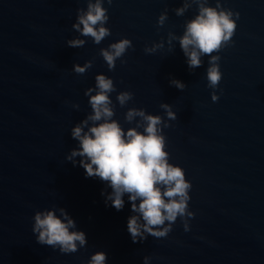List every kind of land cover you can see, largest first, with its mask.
Wrapping results in <instances>:
<instances>
[{
	"label": "water",
	"instance_id": "1",
	"mask_svg": "<svg viewBox=\"0 0 264 264\" xmlns=\"http://www.w3.org/2000/svg\"><path fill=\"white\" fill-rule=\"evenodd\" d=\"M221 3L240 18L234 45L218 53L223 78L213 90L209 57L191 70L179 42L175 51L167 44L169 32L182 35L198 14L196 5L177 16L183 0L105 2L112 35L99 45L80 37L85 46L72 48L67 40L80 35L72 26L86 0H0V264H87L98 251L107 254V264H144L146 256L150 264H264V0ZM166 9L169 19L158 27ZM122 38L132 40L134 50L109 71L100 49ZM162 38L164 48L144 52ZM89 60L93 67L84 75L73 71ZM98 74L114 79V119L125 131L135 126L125 121L129 108L167 119L160 107L167 103L177 113L164 134L170 163L192 183L190 231L178 218L167 237L133 242L128 196L117 211L101 194L111 188L67 161L78 146L71 129L92 111L85 91ZM173 78L187 87L170 85ZM121 91L134 93L123 108L116 100ZM53 207L65 208L74 230L86 233L85 247L62 254L37 242L34 215Z\"/></svg>",
	"mask_w": 264,
	"mask_h": 264
},
{
	"label": "clouds",
	"instance_id": "2",
	"mask_svg": "<svg viewBox=\"0 0 264 264\" xmlns=\"http://www.w3.org/2000/svg\"><path fill=\"white\" fill-rule=\"evenodd\" d=\"M86 2L87 8L77 10V19L72 26L80 35L67 40L69 47L85 46L86 39L80 37L91 38L99 45L112 35L111 29L106 27L110 17L104 4L107 2L111 5L113 0ZM193 5L197 6L198 14L185 22L182 35L169 32L167 44L169 51H175L173 42H179L191 70L202 67V58L209 57L208 87L215 90L223 78L221 56L218 53L234 45L233 37L240 13L223 7L221 0H216L215 6H210V0H183V6L174 9L175 14L184 16ZM168 19L166 9L158 18V27H163ZM164 47L162 38L159 43L146 46L144 52L152 54ZM130 48L134 50L132 40L122 38L101 48L99 55L109 71H114L118 59L126 63L122 58ZM92 67L93 61L89 60L83 66L75 64L73 71L84 75ZM170 85L181 91L187 87L175 78L170 80ZM116 91L113 78L105 74L96 75L95 86L85 91L92 111L71 129V136L78 141V146L71 150L67 161L85 169L87 178H99L110 187V194L106 191L101 194L106 195L105 203H110L117 211L123 210L124 196H128L134 214L128 218L127 230L133 242L147 240L148 236L167 237L178 218L182 219L184 230L190 231L189 220L195 217V213L189 210L192 183L186 179V172L181 166L170 163L167 137L164 134V129L172 126L170 121L178 118L177 113L167 103L160 105L167 119L149 114L143 108H129L125 113V121L135 126L125 131L119 120L114 119L116 105L111 94ZM133 98L134 93L131 91H121L116 96L121 108L126 107ZM211 99L218 102L220 96L213 91ZM73 107L79 110L80 105L74 104ZM77 157L81 159L77 160ZM33 219V233L41 245L58 249L62 254H71L88 243L85 232L74 230L77 228L76 221L65 208L37 211ZM150 260L151 257H144V264H150ZM87 264H107V254L98 251Z\"/></svg>",
	"mask_w": 264,
	"mask_h": 264
}]
</instances>
